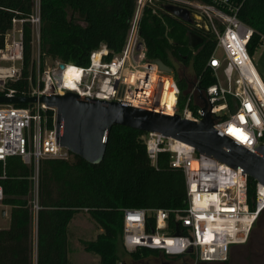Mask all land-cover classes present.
I'll return each instance as SVG.
<instances>
[{
  "label": "built area",
  "instance_id": "obj_1",
  "mask_svg": "<svg viewBox=\"0 0 264 264\" xmlns=\"http://www.w3.org/2000/svg\"><path fill=\"white\" fill-rule=\"evenodd\" d=\"M206 1L135 0L134 14L119 53L110 56L107 47L101 44L91 52L86 67L55 60L43 70L38 57L37 61L33 60L35 81L29 76L27 96H63L73 92L171 117L179 115L196 123L202 117L200 110L206 107L214 118L215 130L252 152L258 144H264V82L247 52L253 30L237 18L238 9L229 0ZM166 5L187 9L191 28L210 33L216 39L215 50L207 63L215 84L201 89L198 79L193 78L188 83V98L182 110L177 109L180 92L174 71L163 72L154 60L146 58V47L140 35L144 9L151 7L153 13L156 9L165 12ZM11 23L0 49V95L6 96H15L7 84L22 75L24 24L29 25L32 39L36 38L39 46V0L34 1L29 17L13 19ZM260 44L264 45V34ZM219 50L220 57L217 56ZM72 70L76 74L68 76ZM170 91L174 104L163 106V96ZM46 110L48 108L40 103L29 108L0 105V162L18 156L25 165L32 166L35 194L39 162L71 157L66 148L57 144L54 110L52 127L46 126ZM145 147L151 165H156L159 153L167 152L171 168L181 170L185 177L187 207L183 210L124 209L122 242L125 250L128 253L140 248L159 251L156 262L136 264L226 262L235 246L246 244L264 211V187L256 183L254 209L250 210L248 178L244 174L242 180L240 169L160 135L147 134ZM2 198L0 187V201ZM150 218L152 225H148ZM116 264L135 263L121 260Z\"/></svg>",
  "mask_w": 264,
  "mask_h": 264
},
{
  "label": "trees",
  "instance_id": "obj_2",
  "mask_svg": "<svg viewBox=\"0 0 264 264\" xmlns=\"http://www.w3.org/2000/svg\"><path fill=\"white\" fill-rule=\"evenodd\" d=\"M229 2L238 9L237 18L253 30L247 46L249 56L253 57L264 34V0ZM33 3L34 0H0V49L12 20L29 17ZM134 10L135 0H39L40 69L43 70L45 60L86 67L91 52L101 44L110 56L119 53ZM152 10L144 9L140 23L146 58L159 59L173 69L180 92L177 109L182 110L188 98V81L175 72V63L190 67L201 89L215 84L207 63L216 39L160 9L156 13ZM192 33L202 39L196 47L190 44ZM31 42V29L24 24L22 75L7 84L16 96L29 94V76L35 81ZM44 116L46 126L51 128L54 112L48 109ZM146 137L141 131L114 126L103 159L97 165L72 154L68 160H41L36 197L32 166L25 165L18 156L0 162V205L9 208L10 218L8 228L0 229V264H70L69 224L80 213H86L100 231L93 240L80 241L84 252L98 257L95 264H116L123 260V255L132 262L157 257V250H125L123 210L186 209V185L181 170L171 168L169 153H159L156 165H151ZM247 190L249 209L253 210L256 182L251 178L247 179ZM263 214L264 211L258 218ZM152 224L150 218L148 225Z\"/></svg>",
  "mask_w": 264,
  "mask_h": 264
},
{
  "label": "water",
  "instance_id": "obj_3",
  "mask_svg": "<svg viewBox=\"0 0 264 264\" xmlns=\"http://www.w3.org/2000/svg\"><path fill=\"white\" fill-rule=\"evenodd\" d=\"M164 10L184 23L191 24L187 9L166 5ZM201 42L198 35H190L191 47H196ZM154 62L161 71L173 72L161 60L156 59ZM35 103L55 111L57 144L91 165L102 161L112 127L120 126L188 145L198 154L240 169L242 180L245 174L247 178L264 187V144H258L252 152L238 145L213 128L214 118L206 107L200 110L202 117L196 123L179 115L171 117L124 106L118 102L78 96L73 92H67L63 96L42 95L39 98L0 95V105Z\"/></svg>",
  "mask_w": 264,
  "mask_h": 264
},
{
  "label": "rangeland",
  "instance_id": "obj_4",
  "mask_svg": "<svg viewBox=\"0 0 264 264\" xmlns=\"http://www.w3.org/2000/svg\"><path fill=\"white\" fill-rule=\"evenodd\" d=\"M35 1V0H34ZM221 50L217 52V56L220 57ZM39 57L38 42L36 38L32 39V59L37 61ZM254 67L257 73L264 77V45L260 46L252 57ZM52 61L45 60L44 68L50 66ZM175 69L177 74L181 78H185L188 83L194 78L190 67H184L182 64L175 63ZM35 194V192H34ZM36 197V194L34 195ZM3 207L0 205V212ZM99 229L95 226L92 220L86 213H80L74 217L69 225V240H70V258L75 264H95L98 262V257L93 254H89L83 251L80 241L93 240L99 233ZM264 238V214L261 218H258L255 225L252 228L249 239L243 246H235L232 253L239 248L244 249L246 255L252 256L255 252L256 245H261V241ZM260 243V244H259ZM260 247V246H259ZM260 253V251H258ZM35 254V253H34ZM256 254V253H255ZM35 256V255H34ZM254 256V255H253ZM123 260L130 261L127 256L123 255ZM34 262V258H33Z\"/></svg>",
  "mask_w": 264,
  "mask_h": 264
},
{
  "label": "flooded vegetation",
  "instance_id": "obj_5",
  "mask_svg": "<svg viewBox=\"0 0 264 264\" xmlns=\"http://www.w3.org/2000/svg\"><path fill=\"white\" fill-rule=\"evenodd\" d=\"M175 72H177V71H175ZM261 242H262L261 245H256L255 252L253 254L254 256L253 255L252 256L246 255L245 252L243 253L244 249L239 248L234 253H232V251H231L229 254L228 260L222 264H264V238ZM258 251H260V253H258ZM159 256L149 257L145 260L137 261L134 263L136 264V263L142 262V261H143V263L156 262L157 258ZM156 264H158V263H156Z\"/></svg>",
  "mask_w": 264,
  "mask_h": 264
},
{
  "label": "crops",
  "instance_id": "obj_6",
  "mask_svg": "<svg viewBox=\"0 0 264 264\" xmlns=\"http://www.w3.org/2000/svg\"><path fill=\"white\" fill-rule=\"evenodd\" d=\"M9 220H10V218H9V208L8 207H3L2 211L0 212V229H7L8 226H9ZM68 260H69L70 264H75L74 262L71 261V258H70V240H69Z\"/></svg>",
  "mask_w": 264,
  "mask_h": 264
},
{
  "label": "bare ground",
  "instance_id": "obj_7",
  "mask_svg": "<svg viewBox=\"0 0 264 264\" xmlns=\"http://www.w3.org/2000/svg\"><path fill=\"white\" fill-rule=\"evenodd\" d=\"M71 74L75 75L76 73L73 70L67 73L68 76H70ZM173 104H174V96L172 92L170 91V92L165 93L162 99V105L166 107H171Z\"/></svg>",
  "mask_w": 264,
  "mask_h": 264
}]
</instances>
